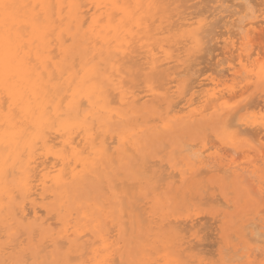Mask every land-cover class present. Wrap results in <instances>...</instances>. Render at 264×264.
Segmentation results:
<instances>
[{
    "label": "bare ground",
    "instance_id": "1",
    "mask_svg": "<svg viewBox=\"0 0 264 264\" xmlns=\"http://www.w3.org/2000/svg\"><path fill=\"white\" fill-rule=\"evenodd\" d=\"M190 1L5 0L20 7L10 32L0 23V264H202L196 215L177 210L208 189L223 194L221 174L251 207L230 218L238 246L230 239L226 252L244 250L230 251L236 263L264 260V204L244 185L249 170L262 173L249 155H264V64H247L264 12L252 0H236L244 12ZM224 19L230 27L218 32L213 21ZM233 38L238 70L228 62L229 77L222 69L189 82L198 54L210 43L232 54ZM209 137L226 152L209 154ZM165 145L175 162L166 166ZM225 249L219 264L232 263Z\"/></svg>",
    "mask_w": 264,
    "mask_h": 264
},
{
    "label": "rangeland",
    "instance_id": "2",
    "mask_svg": "<svg viewBox=\"0 0 264 264\" xmlns=\"http://www.w3.org/2000/svg\"><path fill=\"white\" fill-rule=\"evenodd\" d=\"M204 1L205 0H203V3H204ZM223 1V0H222ZM226 1V3H227V5L229 6V4L230 5H237V7L235 8V6H234V8H235V10H239V8H240V11H243L242 10V8H241V6H239L240 4H238V3H241L242 4V1L241 2H239V1H236V0H234V1H236L237 3H233V1L232 0H224V2ZM259 1V2H258ZM252 0V8H254V10H253V12L257 9V11L256 12H258L259 10H260V12L261 11H263L264 12V0ZM262 1V2H261ZM191 3L193 2H196V3H198V2H201V1H199L198 0V2H197V0H193V1H190ZM232 2V3H231ZM257 2V3H256ZM205 3H207V2H205ZM204 3V4H205ZM226 3H225V5H226ZM260 3V4H259ZM263 5H262V4ZM188 4V3H187ZM202 4V3H201ZM201 4H199V7H198V9L200 8V5ZM208 4V3H207ZM207 4H205V5H203V6H206ZM189 5V4H188ZM226 5V6H227ZM262 5V7L260 8V6ZM202 5H201V8L200 9H203L202 7H203ZM238 6H239V8H238ZM254 6V7H253ZM255 6H256V8H255ZM259 8H258V7ZM233 7V6H232ZM231 9H233V8H231L230 7V9L229 10H231ZM259 9V10H258ZM262 9V10H261ZM190 10H192V9H190ZM189 10V11H190ZM197 9H194V10H192V11H196ZM229 10H227V12L228 13H226L227 14V16L229 15V13L231 14V13H233V12H237V11H230L229 12ZM252 10V9H251ZM191 11V12H192ZM244 12V11H243ZM242 12V13H243ZM255 12V13H256ZM260 12H258V13H260ZM262 12V13H263ZM249 12H247V14H248ZM245 14V13H244ZM257 14V13H256ZM232 15V14H231ZM238 15V14H237ZM221 16H225V13H222L221 14ZM240 16H243V15H241L240 14ZM236 17V18H235ZM239 17V16H238ZM262 17H264V14H263V16ZM234 18V19H233ZM261 18V17H260ZM259 18V20H263L262 18L260 19ZM238 20L237 21V23L238 24H241V23H239V20L240 19H242V18H240L239 17V19L237 18V16L235 15L234 17H232V20H233V22H232V20L230 19V20H228V19H224V20H219V21H217L216 23L213 21V26H216L217 27V31L218 32H225L226 30H224L226 27H230L231 25L230 24H232V23H234L233 25H234V28H235V26H236V24H235V22H234V20ZM230 21L231 23H229V25L230 26H226L224 29H223V26L225 25V21ZM219 22V23H218ZM222 24H224V25H222ZM222 25V26H221ZM233 25H232V27H233ZM262 26V28L264 29V23L263 24H261ZM220 26L222 27L221 29H220ZM240 27V26H239ZM238 27V28H239ZM228 28H226V29H228ZM236 28H237V26H236ZM236 28L235 29H232V30H230L231 28H229V31H231V33L233 34V32L232 31H234V33L237 31L236 30ZM237 28V29H238ZM263 29H261L260 30V32H259V34H255V36H256V40H254V45H253V47H252V49L250 50V53H252L251 55H252V57H250V59H249V62H250V64H247L248 66H249V68H251L253 65L252 64H254V63H256V66H258V65H263L264 64V30ZM236 30V31H235ZM238 32H240V30L238 31ZM238 32H236L237 34H238ZM235 33V35H233V37H236V34ZM230 34V33H229ZM232 34H230V35H232ZM257 35H260V36H258L257 37ZM238 37H239V35H238ZM225 38V35L221 38V39H218L220 42L223 40ZM226 38H227V35H226ZM225 38V39H226ZM238 39V38H237ZM254 39H255V37H254ZM234 38L232 39V42H234ZM238 41H240V39L239 40H237V42ZM215 41H213V43H214ZM237 42H236V40H235V43L233 44L234 46H233V48H232V51L234 50V48L236 49L237 47H239L240 46V44L238 45L237 44ZM239 43V42H238ZM209 44V43H208ZM207 44V45H208ZM236 44H237V47H236ZM211 45H212V49H211ZM263 45V46H262ZM208 46H210V47H207V50H205L204 51V53L206 52V54H204V53H202L201 55H203V56H201V55H199L198 54V58L199 57H202V58H204L205 60H206V58H207V60H208V62H207V60H206V63L203 61L204 59H202V58H199V59H201L202 60V63H200L201 62V60H199V62L196 60V64L198 63H200L199 65H197V66H195L194 65V67H193V65H192V67H191V69L193 70V71H190V75H189V82H192V81H194V80H196V78L198 79V80H200L201 82L202 81H204V79L205 78H207L208 76H210V75H212L213 76V74H214V76H215V74H217V73H220L221 75H222V72H223V74L225 73V77H227L228 75L226 74V73H228V72H225V69H226V71H227V68L229 67V66H233V67H236V69L238 70V68H239V65L237 64V60L235 61L234 59L236 58V53L237 52H235V50L233 51V53L232 54H227V55H229V57L230 58H232V56L234 55L235 57H233L232 58V60H234V61H232V60H230V61H228V60H226V59H224L225 57L228 59L229 57L227 56V55H220L219 53V51H217V50H214V48L216 47H214V45L212 44V43H210V45H208ZM257 46V47H256ZM217 47H220V45H218ZM258 47H260V48H258ZM205 48H206V46H205ZM261 48H262V50H261ZM259 49H260V52H259ZM212 50V51H211ZM258 50V51H257ZM209 51V52H208ZM211 51V52H210ZM262 51V52H261ZM210 53V54H209ZM213 53V54H212ZM217 53L221 56H218V57H216V55H217ZM214 55V57L213 56H211L210 57V55ZM260 54H262V55H260ZM224 56V57H223ZM257 56H258V59H256L257 58ZM206 57V58H205ZM197 58V59H198ZM209 58H211V60L209 59ZM214 60H213V59ZM229 58V59H230ZM262 58V59H261ZM220 59H221V62H219L220 61ZM257 60L256 62H254V60ZM259 59H260V61H259ZM224 60H226V61H224ZM251 60V61H250ZM253 60V61H252ZM209 62L211 63V65L213 64V63H215L216 65H218L219 63V65L218 66H214V65H210L209 64ZM218 62V63H217ZM228 62H236V63H234V65L232 64H230L229 63V66H228ZM249 62H247V63H249ZM203 63H204V66H203ZM223 63H225V64H223ZM245 63V62H244ZM243 63V65L245 66L246 65V63L244 64ZM235 64H236V66H235ZM207 65V66H206ZM211 66V67H210ZM251 66V67H250ZM255 66V65H254ZM203 67H204V69H203ZM214 67V68H213ZM224 67V68H223ZM194 68V69H193ZM200 68H202L203 70V72L202 71H200L201 69ZM206 68H209V69H207V71H205L206 70ZM210 68H212V70L210 69ZM190 69V70H191ZM213 69H215V70H218V72H216L215 70H213ZM223 69V71H219V70H222ZM195 70V71H194ZM196 70H199V72L197 73L196 72ZM211 71V72H210ZM192 72V73H191ZM193 72H195V73H193ZM204 72H205V74H204ZM212 72H216V73H212ZM202 73V74H201ZM211 73V74H210ZM192 74H194L196 77H193V75ZM220 74H217L216 75V77H218ZM229 74V73H228ZM223 76V75H222ZM220 77V76H219ZM224 77V76H223ZM229 77V76H228ZM194 80H193V79ZM223 79V78H222ZM225 79H227V78H225ZM225 79H223V80H225ZM255 99H257L256 97H254V99H252V100H250L249 102H247V103H251V102H255V101H257L258 102V100H255ZM250 105H253V104H250ZM250 108H251V106H250ZM249 108V111L248 110H243L242 111V113H240L239 115L241 116V115H248V112H249V114L251 113V111H254L255 110V108L252 106V108H254V109H250ZM258 109V108H257ZM251 110V111H250ZM250 132H252L251 130H249ZM255 131V130H254ZM260 131H258V129H257V135H258V133H259ZM263 132V131H262ZM254 132H252V135L249 133L248 135H249V137L250 138H252L253 137V141H255V140H257V142H259L258 141V139L259 138H263L264 139V134H262V133H259V135H258V137L259 138H257V139H255L256 137V135L255 134H253ZM262 134V135H261ZM211 134H209V136H210ZM251 135V136H250ZM253 135H255V136H253ZM261 135V136H260ZM211 137H212V135H211ZM211 137H209L208 138V141L210 140L211 142H212V140H211ZM255 137V138H254ZM191 139H193V138H191ZM194 139H195V137H194ZM212 139H214V138H212ZM255 139V140H254ZM263 139H262V142H263V146H264V141H263ZM216 142V140L214 139V141L212 142V143H210V145L211 144H213V143H215ZM256 142V141H255ZM256 142V143H257ZM217 143V142H216ZM215 143V144H216ZM253 144H254V142H253ZM257 144H259V143H257ZM209 145V144H208ZM209 145V146H210ZM218 145V143L215 145L216 147H213V148H211L210 150H213V151H208V153L209 154H211V153H214L215 151H222V148L221 147H223V146H217ZM168 146H166L165 145V148H162L163 150H161V153H159V155H158V158H160V155H162L163 154V156H164V158H163V156H162V158H163V160L164 161H162V163L164 162L165 163V161H166V165H167V160H168V157H169V160L168 161H170V158H173V156H171V154H170V156H169V153H170V149L171 148H169V150H168V148H167ZM192 147H194V146H192ZM220 147V148H219ZM195 148H197V146H195L194 147V149L192 150L193 152L194 151H199V148H197V149H195ZM217 148V149H216ZM264 148V147H263ZM165 149V150H164ZM214 149H216V150H214ZM220 149V150H219ZM168 150V151H167ZM160 152V151H159ZM163 152H167V154H166V157H165V153H163ZM169 152V153H168ZM226 152V148H223V151L221 152L222 154L223 153H225ZM264 152V151H263ZM220 152H219V154H221ZM250 154H255V153H250ZM260 155V156H259ZM235 157H236V155H235ZM253 157V158H252ZM261 157V158H260ZM161 158V159H162ZM249 158H250V160H256L257 159V162H258V164H257V167H258V169H261L262 170V173H254V174H252V172H251V170H249L247 173H248V177L250 176V178H248L249 179V182H247L248 181V179H246V182L244 183V185H246L247 186V188H248V190H249V194H251V197L253 198V199H255L256 200V202L260 205V204H264V203H262V200H264V155L263 156H261V154H258L257 153V157H255V155L254 156H252V155H249ZM238 159H239V157H238ZM260 161V162H259ZM171 163H175L174 162V160L172 161H170ZM161 163V164H162ZM163 163V164H164ZM165 164H164V166H166ZM260 166V168H259V166ZM163 166V168H165ZM165 169H167V167L165 168ZM167 171H169L170 172V170H166V172ZM249 172H250V174H249ZM203 175L204 174H202V176H200L201 178L203 177ZM221 175H223V178H224V174H221ZM251 175L253 176V178L251 177ZM206 176V175H205ZM245 176H246V174H245ZM255 176V177H254ZM208 177V176H207ZM207 177H204V179L206 180L207 179V183L209 182L208 181V178ZM226 177V176H225ZM222 178V181H219V183L217 182V186H219V189L221 190V188H222V190L220 191V193L222 192L223 194H221V195H219V190L217 189V188H212V189H208V187H212V185L213 184H215V182L212 184V183H208L209 185H208V187L207 186H205L203 189H208V191H207V193H209V194H206L205 195V193H206V191L203 193L204 195H202V197H203V199H198V197L197 198H195V199H193V200H197V202H195V201H192V202H188V203H191L190 204V207H189V209L188 210H184V211H182L181 212V210L179 211V210H177V215H178V212H179V214H180V216L182 215V216H191V215H196V216H194L193 218L195 219V221L193 222L195 225H196V221H198L199 223H197V229H199L198 230V233H197V238L199 239V240H202V242H200L198 239H196V240H198V241H196L197 242V244H198V250L200 251V253H199V251H197L198 252V258H200V260L202 261V264H219V262H221V257L223 258L224 257V252H222V250H224L225 248H227V247H225V243L226 242H228L230 239H231V241H234L232 238H230L229 240H228V236H231V237H233L234 236V238H236L235 237V235L233 234V236H232V226L230 225V224H232L233 223V221H229L230 220V218L233 220V218L232 217H234V218H236L235 216H237V219H238V217L239 216H242V215H244V212L245 213H247V212H249L248 210H250L251 209V207L250 206H245L244 205V199L240 196V195H238V194H240V192L238 191V190H235L234 189V192H236V193H234V192H232L233 190V188H234V185L232 184V182L228 179V181H224L225 179H223ZM246 178H247V176H246ZM254 179V180H253ZM256 179V180H255ZM255 181V182H254ZM224 182V183H223ZM227 182H229V184L231 185V186H227L226 184H227ZM206 183V184H207ZM248 183V184H247ZM251 183V184H250ZM221 184V185H220ZM205 185V184H204ZM253 185V186H252ZM215 186V185H214ZM221 186V187H220ZM207 187V188H206ZM210 187V188H211ZM231 187V188H230ZM255 187V188H254ZM261 188V189H260ZM213 189H215V190H217V193H216V191L215 190H213ZM224 189V190H223ZM250 190H252V191H250ZM254 191V192H253ZM231 194V195H227V194ZM256 193H258V194H256ZM263 193V194H262ZM218 194V195H217ZM254 194V195H253ZM209 196V200H208V196ZM224 195V198H225V200L223 199V198H221L220 196H223ZM227 195V196H226ZM238 195V196H237ZM256 195V196H255ZM259 195H261V197H262V195H263V198H261L260 200H259V202H258V198H257V196H259ZM218 196V197H217ZM201 197V198H202ZM205 197V198H204ZM207 197V198H206ZM240 198V199H239ZM220 199V200H219ZM229 200L230 202H227L226 203V200ZM239 199V200H238ZM217 200V201H216ZM241 200V201H240ZM214 201H216L215 202V204L213 203ZM219 201H221L222 203H220ZM239 201V202H238ZM206 202V203H205ZM202 203H203V205H202ZM216 203H217V205H216ZM224 203V204H223ZM225 203H226V207H228V208H226L225 207ZM229 203V204H228ZM200 204V205H199ZM192 205V206H191ZM202 205V206H201ZM210 205H213V206H210ZM216 205V206H215ZM222 205H224L223 207H222ZM262 205H260V209H261V207H263ZM197 206V207H196ZM196 207V208H195ZM248 208V209H247ZM264 208V207H263ZM186 211H188V212H186ZM190 212V213H189ZM239 212V213H238ZM184 213H186V214H184ZM242 213V214H241ZM187 214H189V215H187ZM239 214V215H238ZM228 215V216H227ZM263 215V214H262ZM261 215V212H260V214L258 215V218L260 217V220H261V218H263V216ZM208 216H210V217H208ZM221 216V217H220ZM199 217H201L200 219H197V218H199ZM203 217H206V218H203ZM214 217V218H213ZM215 217H216V219H215ZM240 218V217H239ZM206 219H209V220H206ZM211 219V220H210ZM214 219V220H213ZM218 219H220V221L218 220ZM264 219V218H263ZM202 220V221H201ZM204 220H205V222H204ZM217 222H216V221ZM239 220V219H238ZM238 220H234V221H238ZM172 221V220H171ZM208 221H209V223L210 224H208ZM257 221H258V219H257ZM173 222V221H172ZM179 222H182L181 224L179 223ZM177 221V222H173L174 223V225L176 224V223H179L178 224V226H180V227H182L183 226V228H185L184 227V225L183 224H185V226H187V227H190L191 228V226H190V223L189 222H185V221ZM184 222V223H183ZM204 222V223H203ZM212 222V223H211ZM230 222V223H229ZM232 222V223H231ZM260 223H257V225H262L261 224V222H262V220L261 221H259ZM263 222H264V220H263ZM173 223H171V226H174V225H172ZM206 223V224H205ZM204 224V225H203ZM207 225H208V227H207ZM213 225V226H212ZM233 225V224H232ZM235 225V224H234ZM263 225H264V223H263ZM262 225V226H263ZM203 226V227H202ZM187 227H186V229H185V231L186 230H189L190 228H188L187 229ZM216 227H218V228H216ZM226 227H230V228H227L226 229ZM179 228V227H178ZM182 229V228H181ZM197 229H196V231H197ZM218 229V230H217ZM229 229V230H228ZM218 232H216V231ZM231 230V231H230ZM263 232H264V226H263ZM205 231H207V232H205ZM216 232V233H215ZM185 233V232H184ZM188 233V232H187ZM207 233V234H206ZM231 234V235H230ZM211 235V236H210ZM228 235V236H227ZM202 236H204V237H202ZM209 236H210V238H209ZM218 237V238H217ZM207 238V239H206ZM219 238H221V239H219ZM222 241V243L221 242H219V241ZM237 240V239H236ZM262 241L264 240V238H262L261 239ZM210 241V242H209ZM261 241V242H262ZM204 242H205V244H204ZM207 242H209V243H207ZM237 242V243H236ZM234 241L233 243H235L236 245L238 244V241ZM261 242H259V243H261ZM259 243H257V245L259 244ZM210 244V245H209ZM219 244V245H218ZM263 243H261L260 245L262 246H259V247H261V248H263L264 247V245H262ZM208 245V246H207ZM212 245V246H211ZM240 245V244H239ZM203 246V247H202ZM205 246H207V247H205ZM215 246V247H214ZM222 246V247H221ZM238 246V245H237ZM240 247H241V245H240ZM201 248H203V249H201ZM205 248V249H204ZM211 248V249H210ZM235 248H237L236 246H235ZM234 248V249H235ZM239 248V247H238ZM228 249V248H227ZM234 249H232V248H230V250L229 251H227L226 252V249H225V252L226 253H228V255L230 256V254H232V253H230V251L231 252H234V255L235 256H243V249H242V247L240 248V249H242L243 251L242 252H240L239 250H237L238 252L237 253H235V251H233ZM258 249V248H257ZM260 249V248H259ZM203 250V251H202ZM214 250V251H213ZM261 250V249H260ZM258 251L259 253L261 252V251ZM205 251V252H204ZM196 252V251H195ZM196 252V253H197ZM220 252H222V254H223V256L221 255V253ZM152 253V252H151ZM153 255H151L152 257H154V253H152ZM219 254L221 255V257L219 256ZM240 254V255H239ZM233 255V254H232ZM230 256V259L233 257V256ZM235 256H234V258L233 259H235ZM240 256V257H241ZM257 256H258V254H257ZM217 257V258H216ZM228 257V256H227ZM226 257V258H227ZM216 258V259H215ZM218 258H219V260H218ZM237 258H239V257H236V260L235 261H237ZM123 259V258H122ZM125 259V258H124ZM223 259H225V258H223ZM240 259V258H239ZM241 259H243V258H241ZM240 259V260H241ZM244 259L245 260H242V261H238V263H236V262H234L232 259V263H235V264H241V262H243V261H245V263H246V258L244 257ZM258 259V260H257ZM261 258H260V255H259V257L258 258H256V260L254 261V263L253 264H257L258 262L260 263L261 262V260H260ZM125 261L126 260H122V264H124L125 263ZM225 261V260H224ZM228 261H230L229 259H228ZM127 262V261H126ZM227 262V261H226ZM225 262V264H229V262H227L226 263ZM231 263V261H230V264H232ZM258 263V264H259ZM126 264V263H125ZM128 264V263H127ZM188 264H190V262L188 263ZM192 264V263H191ZM193 264H196V263H193ZM243 264H244V262H243Z\"/></svg>",
    "mask_w": 264,
    "mask_h": 264
},
{
    "label": "snow or ice",
    "instance_id": "3",
    "mask_svg": "<svg viewBox=\"0 0 264 264\" xmlns=\"http://www.w3.org/2000/svg\"><path fill=\"white\" fill-rule=\"evenodd\" d=\"M20 6L15 4L6 3L5 0H0V23H2L5 28L11 31L12 27H15L16 22V9ZM264 203V200H262ZM262 214H264V208L261 209ZM20 264H28V261L20 262ZM111 264V262H109ZM260 264H264V260H261Z\"/></svg>",
    "mask_w": 264,
    "mask_h": 264
}]
</instances>
